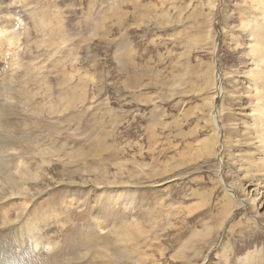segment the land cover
I'll return each instance as SVG.
<instances>
[{"label":"rangeland","instance_id":"obj_1","mask_svg":"<svg viewBox=\"0 0 264 264\" xmlns=\"http://www.w3.org/2000/svg\"><path fill=\"white\" fill-rule=\"evenodd\" d=\"M216 3L213 10L210 0H0V22L19 39L0 53V82L15 81L11 99L0 90V105L10 102L29 130L17 133L29 148L11 155L16 170L25 160L38 173L33 194L44 189L17 221L0 226L8 229L1 236L31 219L42 237L49 226L50 239L28 243L34 254L42 248L38 264L57 250L64 262L70 248L89 255L80 264H264L255 97L248 89L241 105L231 97L236 81L251 85L238 71L249 68L245 50L256 41L235 14L251 2ZM256 188L263 198L254 208ZM226 195L237 202L227 214ZM127 238L143 260L136 251L121 256L116 246ZM83 239L92 245L80 247Z\"/></svg>","mask_w":264,"mask_h":264},{"label":"bare ground","instance_id":"obj_2","mask_svg":"<svg viewBox=\"0 0 264 264\" xmlns=\"http://www.w3.org/2000/svg\"><path fill=\"white\" fill-rule=\"evenodd\" d=\"M216 1L217 0H210L211 7L213 10L217 7ZM242 1L247 3V0H242ZM249 2H251L249 7H247V8L242 7L241 9L237 8V12H235V14L237 13L240 16V17H238V20L240 21L239 28L241 26L242 30L243 29L247 30V36L254 34L252 41H256V43H255V45H253V47L245 50V53L250 56V60H251V62H249L247 64V67H249V68L243 72L238 71L240 74L242 73L243 75H245V74L250 75V79H249L250 81L249 80L248 81L251 83V85L248 84V86H246L245 84L243 85V84L239 83L240 80L236 81L235 82L237 84L236 89H235L236 92L233 95L231 94V97L233 98V101L236 104H240L239 100L242 97H244L243 92L245 89H248L250 91V93L253 94L255 97V100L253 101L254 103L251 106L252 108H251V114H250L251 116L252 115L255 116V119L252 122L251 130L255 131V132L257 131L256 136L258 139L257 141H259L258 142L259 144L257 145V149H255V150H258L257 152H259V154H261L260 151L262 152L263 158H261L260 164H262L261 166L264 167V64H263L264 63V0H249ZM227 4H228L227 7H229L230 6L229 2ZM233 14L234 13H231L230 10H227L225 13L224 19L226 21H230V19L235 17ZM4 18L5 17L0 16V20H2V19L4 20ZM7 20L11 21L9 18ZM2 22H0V33L2 34L0 36V53H2V55H4L7 45L9 44L10 47L15 46L19 42V39H17V41L14 40L15 36L14 35H13L14 37L12 36V34H11L12 32L9 33L11 35H8V32H9V26L7 25L8 23H5L4 21H2ZM250 26H251V28H250ZM63 31H65V30H63ZM209 32H210V29H209ZM228 32L229 31H227V33ZM49 36H51V35L49 34ZM65 38H66V35H65L64 39ZM49 39H50V37H49ZM66 39H68V37ZM45 42H47V41L45 40ZM53 44H55V43H53ZM236 45L237 46L241 45V42L235 41V42H232V44H230V47L233 48L235 53H236ZM8 51H9V48H8L7 52ZM234 52H232L233 55H234ZM234 62H235V64L236 63L239 64V62H237L235 60H234ZM242 62H244L243 59L241 61V64H242ZM30 76H32V75H30ZM2 79H5L4 80L5 82L8 81V79L4 78V76L2 77ZM213 81H214V86L216 89V95H218L217 92L222 93V90H221L222 87L220 84V79L217 78L216 82L213 79ZM14 82L15 81L13 79L9 80V82H6V83L0 82V90L2 89L3 92L5 93V96H8L9 99L12 98L11 90H12V84ZM68 82H70V81H68ZM244 83H245V80H244ZM211 85H213V84H211ZM50 92H52V91H50ZM216 95L210 97V99L212 100L211 101V108H213L214 101L216 99L215 98ZM226 95H227V93H226ZM21 96H23L24 99H27V102L32 101L31 96L27 95L26 92H24ZM33 97L36 98V97H38V95L35 94V95H33ZM26 104H28V103H26ZM38 109L39 110H37V111H38V113H40L44 110V107H38ZM213 110H214V108H213ZM50 115H52V114H50ZM215 116H216L215 113H214V115L212 113V120L215 118ZM39 117H40V115H39ZM234 119H235V117L234 118L232 117L230 119V121H233ZM23 124H25L24 121L23 120L21 121L20 118L17 117V113H15L13 105L10 102H5V104L0 105V226H3L4 224L13 223V220H16L17 218L19 219L18 216H21L23 211L24 212L26 211L27 205L32 201V198H34V196L36 194H40V192L44 190L43 188H38V190L35 191L36 193L33 194L32 190H35V188H36L35 186L38 185L37 179H38L39 175L34 170V166L32 165V163H28L27 161L24 160L21 163L22 167L20 168V170L15 169V168H18L20 165L15 163L16 159H15V157L12 156L13 154L11 155V151L17 150L18 147L27 148V149L29 148V146H28L29 140L25 141L26 138L23 139L24 138L23 136H18V134H17L19 132L20 133H26L29 131L28 129H26L25 126H24L25 128L23 127ZM28 125H29V123H28ZM213 125H215V129L217 132L216 142H218L221 140V126L214 124V122H213ZM228 125L231 126V122ZM241 125H243V127L246 126V124L244 122L240 123V127H242ZM253 125H255V127H253ZM250 135L251 134H249V137H250ZM234 140H236V139H234ZM228 144H230V142ZM37 146H38V144H37ZM36 148H38V147H36ZM45 153L46 152L44 151L43 148L40 149V151L38 152L39 156L42 158L45 156ZM255 154H257V153H255ZM253 156H255V155H253ZM243 162H244V159H243ZM253 163H255V165H256L255 161ZM260 164L257 163V166ZM40 166H43V165H40ZM252 166H253V168L255 167L254 164L251 165L250 167H252ZM256 169H257V167H256ZM263 171H264V168H263ZM228 174L230 175V173H228ZM230 178H233V177L230 176ZM245 190L246 189H243V191H245ZM259 190L256 188L252 191L253 192L252 194L255 195L254 197L251 196V198H249L247 196V198H249L251 201H253L252 203H253L254 208H256V206L258 207V203H261L262 198H263V196H261V193ZM255 191H256V193H255ZM16 196L20 197V199L22 200L21 203L16 204V202L10 200L11 197H16ZM239 197H241V196L239 195ZM7 199H9V200H7ZM227 199L230 201V205L224 207L226 214L228 213L227 209L231 205H233V204L236 205V203H237L236 199H234L232 196H230V197L227 196ZM246 200H248V199L243 198L242 202H240L239 204L240 205L245 204ZM16 213H17V215H16ZM14 215H15V217H13ZM30 221L31 222L24 224V226H21L22 228H18V229L15 228V232L13 233V236L7 238V240L5 239V235L1 236V233H0V264H31L29 259L33 260L32 264H38V254H40V252L42 251V248H40V250L37 249L39 246V244L37 243L36 252L38 250H39V252H37V254H34L33 250L31 249L32 247L29 246L28 243L31 241H35V242H38L40 240L44 241V239L45 240L48 238L50 239L52 235L50 234L49 226L43 225L41 227H44L45 232H44V237H42L40 234H38L39 233L38 232L39 231L38 224L35 222L34 219H31ZM45 224H47V222ZM9 229H14V227L10 226ZM0 230H8V229L4 228V229H0ZM32 232H34L35 234L32 235ZM137 237H139V236H137ZM129 238L125 239L124 245H117L116 246L117 249L120 250L121 256L127 255V254H135V251L139 255L138 249H135L136 247H134V245L131 246L129 244V242H128ZM24 243H25V245L27 244V246H25ZM14 244L17 246H20V247L23 244L25 246V249L22 250L20 252V254H18L14 251V248H13ZM94 244H96V242H94ZM83 245L90 247L92 245V243L90 240L83 239L80 243V247H82ZM68 251H70V253L68 254V256L66 258H64V262L59 261V258H58L59 250H57V253L55 252L56 254L54 253L55 255H51L50 254L51 252L49 251V255L51 257L49 256L47 258V260L43 259L41 264H66V262L68 264H74L76 261H77V264L78 263L80 264V262L88 260L89 255L86 256V259H84V255L81 253L80 249H78V248H75V249L70 248ZM71 253L74 255L72 260L70 257ZM30 254H33V258H31ZM140 254L141 255H139V256L141 258L142 253L140 252ZM163 255L166 259H168L166 254H163ZM94 257H97V256H94ZM220 259H221V261L225 260V256L223 253H222ZM121 260L125 261V262H130L129 260H131V259H130V257H127V258L121 257ZM73 261H75V262H73Z\"/></svg>","mask_w":264,"mask_h":264}]
</instances>
